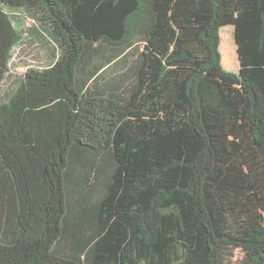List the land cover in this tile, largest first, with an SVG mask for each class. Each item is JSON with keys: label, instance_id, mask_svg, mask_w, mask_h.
<instances>
[{"label": "trees", "instance_id": "trees-1", "mask_svg": "<svg viewBox=\"0 0 264 264\" xmlns=\"http://www.w3.org/2000/svg\"><path fill=\"white\" fill-rule=\"evenodd\" d=\"M20 8L54 60L0 100V264H264V0H0V82Z\"/></svg>", "mask_w": 264, "mask_h": 264}, {"label": "rangeland", "instance_id": "rangeland-1", "mask_svg": "<svg viewBox=\"0 0 264 264\" xmlns=\"http://www.w3.org/2000/svg\"><path fill=\"white\" fill-rule=\"evenodd\" d=\"M15 16L21 28V40L12 51L9 62L8 73L5 79L0 82V100L9 94L15 84H17L29 69L41 70L52 64L54 56L52 51L38 36L30 33L27 38L28 30L31 28L30 20L20 8ZM220 54L221 64L226 71L236 73L238 71V59L235 42L233 38V28L231 26L223 27L220 31ZM243 254L240 250L234 251V257L230 260L231 264H238Z\"/></svg>", "mask_w": 264, "mask_h": 264}]
</instances>
